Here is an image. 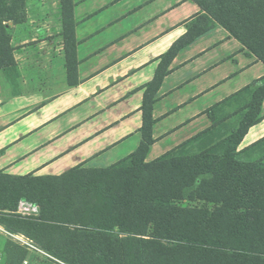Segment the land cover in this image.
Masks as SVG:
<instances>
[{
  "label": "trees",
  "instance_id": "obj_1",
  "mask_svg": "<svg viewBox=\"0 0 264 264\" xmlns=\"http://www.w3.org/2000/svg\"><path fill=\"white\" fill-rule=\"evenodd\" d=\"M192 1L201 14L161 55L144 89L138 147L104 168L78 165L59 175L0 172V223L8 231L24 234L66 264H264V138L238 149L261 119L264 76L240 91L246 97L231 112L220 106L205 111L211 126L193 138L222 120H236L220 148L177 147L146 161L154 142L153 94L180 48L219 24L264 63V0ZM22 4L0 0V70L14 64L4 22L14 20ZM63 5L71 77L77 65L73 5ZM20 200L36 205L38 215L16 213ZM4 254L5 264H22L27 251L10 241Z\"/></svg>",
  "mask_w": 264,
  "mask_h": 264
},
{
  "label": "crops",
  "instance_id": "obj_2",
  "mask_svg": "<svg viewBox=\"0 0 264 264\" xmlns=\"http://www.w3.org/2000/svg\"><path fill=\"white\" fill-rule=\"evenodd\" d=\"M74 14L72 84L60 48L52 47L44 59L35 53L43 60L36 78L21 65L17 83L0 79V172L59 175L78 165L104 168L133 152L141 140L144 89L161 55L201 11L192 0H82ZM263 76L264 63L221 25L196 36L177 51L154 91V142L146 159L206 128L207 109L234 110L246 97L240 91ZM262 138L264 99L261 119L238 149Z\"/></svg>",
  "mask_w": 264,
  "mask_h": 264
},
{
  "label": "rangeland",
  "instance_id": "obj_3",
  "mask_svg": "<svg viewBox=\"0 0 264 264\" xmlns=\"http://www.w3.org/2000/svg\"><path fill=\"white\" fill-rule=\"evenodd\" d=\"M71 1L73 5L72 21L75 35L77 19L75 18L74 14V6L81 3L82 0ZM64 8L65 5H63V0H23V4L20 5L19 9L16 11V18H14V20H8L4 22L7 25V31L10 34V47L12 48L14 64L10 68L0 70L1 80L5 79V81L8 83H17L21 74L19 70L21 65H23L22 67L24 74L30 78H36V74L34 73L40 69V66L43 63V60L41 59H44L45 52L50 50L51 47L60 48L63 58H61L62 60L59 61L64 62V67L67 74L68 67L65 54L69 47V39H67V35L69 34V26L67 24V18L64 14ZM70 45H72V43H70ZM32 47L36 48V51H34ZM25 49H28V54H26ZM36 52H40L37 55H40L41 59L39 58V60H37L34 58V56H36ZM47 57H49V55H47ZM67 81L68 83L73 82L72 77H69L68 74ZM218 116L224 117L226 116V113H219ZM234 120L235 119H233V117L222 120L218 123V125H216V127H214V129L204 134L202 137L193 138L199 133L207 131L206 129L211 126L210 122L206 128L198 131L190 137H182L178 139V141L174 143L175 145L173 144L174 146L164 153L171 152L174 149L176 150L177 147L178 150L185 152H196L202 149L210 148L218 149L222 145L225 133L231 126L235 124L236 120ZM164 153L159 154L157 157L163 155ZM252 153L254 154V152ZM249 154H251L250 151L248 155ZM146 161L150 160L146 159ZM0 225L5 230H9L6 229V227L1 223ZM9 240L11 241L8 236H5L3 230H0V264H5L4 246L6 243L10 242ZM26 258L33 260L35 257L33 254H30V252L28 253L27 251Z\"/></svg>",
  "mask_w": 264,
  "mask_h": 264
},
{
  "label": "built area",
  "instance_id": "obj_4",
  "mask_svg": "<svg viewBox=\"0 0 264 264\" xmlns=\"http://www.w3.org/2000/svg\"><path fill=\"white\" fill-rule=\"evenodd\" d=\"M16 213L24 216H33L38 215L39 210L38 207L34 204H31L29 202H26L24 200H20L18 203L17 211ZM0 230H3L5 236H8L9 239H11L12 242L18 244L19 246L23 247L30 252V254L34 255V259L30 260L29 258H24L22 261V264H44L45 262H52L55 264H66L41 247H39L32 239L25 236L24 234L18 233V232H11L8 230H5L0 225Z\"/></svg>",
  "mask_w": 264,
  "mask_h": 264
}]
</instances>
